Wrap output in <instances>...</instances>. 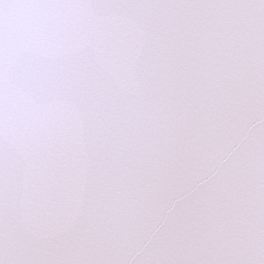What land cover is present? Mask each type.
I'll use <instances>...</instances> for the list:
<instances>
[{
	"label": "snow or ice",
	"instance_id": "obj_1",
	"mask_svg": "<svg viewBox=\"0 0 264 264\" xmlns=\"http://www.w3.org/2000/svg\"><path fill=\"white\" fill-rule=\"evenodd\" d=\"M0 264H264V0H0Z\"/></svg>",
	"mask_w": 264,
	"mask_h": 264
}]
</instances>
